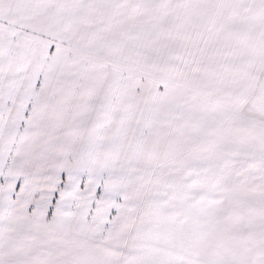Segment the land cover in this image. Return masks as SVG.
I'll return each instance as SVG.
<instances>
[{
	"label": "snow or ice",
	"instance_id": "snow-or-ice-1",
	"mask_svg": "<svg viewBox=\"0 0 264 264\" xmlns=\"http://www.w3.org/2000/svg\"><path fill=\"white\" fill-rule=\"evenodd\" d=\"M0 264H264V0H0Z\"/></svg>",
	"mask_w": 264,
	"mask_h": 264
}]
</instances>
